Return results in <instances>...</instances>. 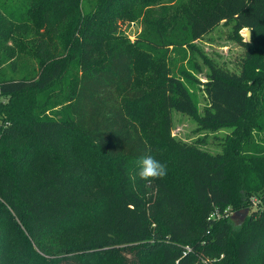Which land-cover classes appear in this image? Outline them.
Here are the masks:
<instances>
[{
    "label": "trees",
    "instance_id": "1",
    "mask_svg": "<svg viewBox=\"0 0 264 264\" xmlns=\"http://www.w3.org/2000/svg\"><path fill=\"white\" fill-rule=\"evenodd\" d=\"M154 5L144 37L116 34ZM28 13L5 38L20 52L19 36H34L36 74L0 79V264H264V0H33ZM221 22L245 56L235 72L202 55L200 120L234 127L213 154L167 137L172 111L196 116V104L161 56L155 87L139 85L134 48L195 49ZM145 155L165 178L136 176ZM226 208L250 211L239 231Z\"/></svg>",
    "mask_w": 264,
    "mask_h": 264
},
{
    "label": "rangeland",
    "instance_id": "2",
    "mask_svg": "<svg viewBox=\"0 0 264 264\" xmlns=\"http://www.w3.org/2000/svg\"><path fill=\"white\" fill-rule=\"evenodd\" d=\"M30 8H33V0H0V24L5 28L4 35H0V79L30 78L36 74L37 65L33 49L36 48L37 43L34 41V36L31 33L25 36H19L17 42L22 43L23 48H21L20 52L18 48L11 47L16 45L12 39L7 40L5 38L11 30H14L12 32L14 36L18 35V25H29L31 20L33 21V17L31 18L28 13ZM160 14V5H154L145 9L143 17L141 18L118 20L116 34L126 38L131 43H135L140 37L145 36L146 27L148 26L150 28L149 21L156 20ZM11 24H15L13 29ZM233 35L234 32L232 31L231 23L225 24L221 22L209 34L194 41L195 49H191L184 44L180 46L164 45L167 42H162L161 47L144 42L134 48L137 50L135 72L139 85L145 86L146 89L155 87V84L161 78L159 72H157L158 65L161 62H158L156 59L161 56L162 62L166 66L171 67L173 75L184 80L185 85L191 92L197 107V115L191 116L179 111H172V124L166 135L175 142L192 145L200 150H206L215 154L222 151L225 141L232 134L234 130L233 126L207 125L200 120V117L207 107V97L204 92L203 82L206 81L208 67L204 63L202 55L222 67L238 72L242 67L245 50L233 38ZM147 38L157 40L155 34ZM169 38H172V36ZM172 40L179 42L174 38ZM63 109L64 105H59L55 107L54 111L63 116L65 113ZM161 124V115H158V119L154 116L152 128L154 130L157 128V131L161 130L163 127ZM242 129L246 133L249 132V136L259 130L253 123H250L249 126L245 125ZM258 132H261V136H264V132ZM166 135H157L156 133L152 135L154 144H161ZM251 202L255 208L261 205L256 195L251 197ZM249 214L250 211H248L246 217ZM232 220L235 231H239L242 227L241 223L243 220Z\"/></svg>",
    "mask_w": 264,
    "mask_h": 264
},
{
    "label": "clouds",
    "instance_id": "3",
    "mask_svg": "<svg viewBox=\"0 0 264 264\" xmlns=\"http://www.w3.org/2000/svg\"><path fill=\"white\" fill-rule=\"evenodd\" d=\"M242 35L245 36L246 42L250 43L251 30L244 28L241 30ZM138 171L136 176L142 181L151 182L157 179H163L168 173L167 165L153 158L151 155H145L137 161Z\"/></svg>",
    "mask_w": 264,
    "mask_h": 264
},
{
    "label": "water",
    "instance_id": "4",
    "mask_svg": "<svg viewBox=\"0 0 264 264\" xmlns=\"http://www.w3.org/2000/svg\"><path fill=\"white\" fill-rule=\"evenodd\" d=\"M243 29H244V28H243ZM240 34H241V36L243 37V41L246 42L245 36L242 35L241 30H240ZM250 38H251V33H250ZM247 213H248V208H244V209H241V210H236V211H234L233 214L231 215V217H232L233 219L244 220L245 217H246V215H247Z\"/></svg>",
    "mask_w": 264,
    "mask_h": 264
},
{
    "label": "built area",
    "instance_id": "5",
    "mask_svg": "<svg viewBox=\"0 0 264 264\" xmlns=\"http://www.w3.org/2000/svg\"><path fill=\"white\" fill-rule=\"evenodd\" d=\"M233 214V211L230 210V208H226L223 212V215L224 216H229V215H232ZM185 249L188 251L189 250V247H185Z\"/></svg>",
    "mask_w": 264,
    "mask_h": 264
}]
</instances>
